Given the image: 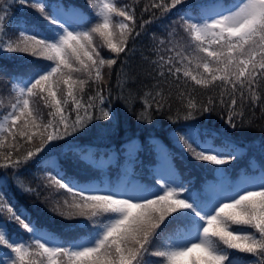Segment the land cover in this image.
I'll use <instances>...</instances> for the list:
<instances>
[{
    "label": "snow or ice",
    "instance_id": "6c2138e0",
    "mask_svg": "<svg viewBox=\"0 0 264 264\" xmlns=\"http://www.w3.org/2000/svg\"><path fill=\"white\" fill-rule=\"evenodd\" d=\"M182 2L160 0L152 7L168 11ZM18 3L37 10L47 24L18 28V38H11L5 26L10 5L0 0V37H6L0 39V51L35 57L27 78L12 82L7 105L0 101L7 109L0 112V149H8L0 151V168L12 169L45 148L55 150L53 142L73 136L93 120L113 118L105 106L103 69L115 65L121 53L126 55L128 39L139 35L135 9L113 0H88L94 16L89 27L76 22L80 13L75 5L52 0ZM114 16L123 20L114 23ZM97 36L102 43L96 42ZM102 48L115 57L106 58ZM156 52L158 59L152 63L157 75L175 84L183 98L185 120L194 119L197 112H211L218 99L235 129L234 114L243 120L238 107L264 103V0H233L226 8L197 18L182 14L178 28L159 40ZM193 84L208 93L216 91L217 97L209 95L207 104H198ZM91 85L94 95L85 91ZM170 96L162 90L154 95L146 92L137 119L151 123L153 106L161 111ZM176 138L197 161L223 166L237 157L234 145L217 148L201 141L192 126L175 132ZM137 151V142L130 140L127 154L132 157ZM81 160L90 167L101 166L88 152ZM162 161L150 186L129 187L132 182L127 179L80 184L62 175L63 168L45 177L46 187L70 194L62 204L57 201L53 211L87 221L83 227L89 235L84 242L58 243L34 227L7 198L6 185L0 181V215L6 214L7 221L30 234L27 239H12L7 221L0 220V248L10 250L0 255V264H240L241 258L229 250L254 257L244 264H264V172L255 182L209 185L200 193L179 179L168 153H162ZM212 170L220 176L226 171ZM18 183L23 191H34Z\"/></svg>",
    "mask_w": 264,
    "mask_h": 264
},
{
    "label": "trees",
    "instance_id": "16d2710c",
    "mask_svg": "<svg viewBox=\"0 0 264 264\" xmlns=\"http://www.w3.org/2000/svg\"><path fill=\"white\" fill-rule=\"evenodd\" d=\"M126 3L135 9V24L139 35H133L128 39L126 45V55L121 53L117 59V63L109 69L104 67V80L102 85L104 89L105 106L110 108L113 113V118L108 120H93L82 131L69 136L64 140L55 141V150L49 152L48 148L35 157L30 159L26 164H23L18 169L0 168V181L6 185L4 191L11 203L16 205L25 216L39 222L43 220L49 228L58 227L60 219L52 218L54 212L51 202L56 203L59 199L70 198V194L63 192L60 189L46 187V176L49 175V164L51 159L58 160L59 163L68 156V154L59 148L60 145H68L77 147L81 152H88L92 155L102 156L108 153L109 145L99 144L96 151H88L85 145H90V142L84 140L90 136L103 138L111 129L118 132L119 141L116 146L119 147L127 144L131 139L128 133L138 132H154L153 134H144L139 136L137 142L139 147V155L134 166L140 178H151L153 171L151 163L154 159H158V154L154 153L150 157L145 156L148 151H154L156 139L162 140L170 155L172 164H175L180 174L185 177L191 175L193 182L196 183V190L200 193H205L206 189L201 188L200 184L205 183L209 186V179H216L215 171H207L201 167L194 159L185 156L181 158L180 148H178L177 139H174V133L178 130L186 129L188 126L194 127L197 132L201 130L207 136L208 141L212 142L219 148H228L234 145V149L238 150L236 159L227 164L226 170L231 182L241 183L245 180L244 175L251 174L256 176L260 171H264V103L259 106H249L245 103L244 107H238L237 112H243V120L238 114H234V120L237 125L233 129L228 124L229 111L221 105L217 99L211 112H197L194 119L185 120L184 113L186 109L183 107V98L179 97V92L175 84L169 80L165 83L158 77L156 65L152 63L158 59L156 46L159 40L168 36V33L174 28H178L175 21L180 20V14L184 9L183 2L170 8L168 11H163L160 8H153V3H159L160 0H125ZM165 3H170V0H164ZM10 5L7 18L5 20L6 31L9 36L12 34L10 17L20 7L18 0H8ZM147 8V11L145 10ZM41 18H37L39 22ZM175 20V21H174ZM145 21H148L145 23ZM130 26L133 21H124ZM172 23V25H171ZM161 30V25H164ZM143 25V27H139ZM181 34L182 30H181ZM13 39L17 38L14 34ZM155 38V39H154ZM6 39V37H0ZM101 54L107 57H115L107 48L101 49ZM16 53H8L0 51V101L6 106L9 100V92L11 91L12 77L25 78L31 70L30 61H25L17 58ZM41 63H48L41 60ZM196 88L193 93L198 104H207L209 95L213 98L217 97V92L208 93L207 90ZM95 85L91 88L86 86V93L94 95ZM157 90H162L166 97L171 93L167 104L161 111H155V106L152 109L151 123L140 121L137 116L143 108V101L146 99L145 93L152 92L153 95ZM151 103V98L147 97ZM186 102V101H185ZM6 107L0 106V112H5ZM47 109H45V112ZM177 130V131H176ZM27 146V145H26ZM52 145H49L51 147ZM0 151H8L7 148ZM181 153L184 154V147L181 148ZM43 157V159H42ZM84 170H93L92 167L84 164ZM86 178V177H84ZM22 182L25 187H30L34 191L25 192L19 186ZM58 191L63 197L59 196ZM0 218L7 221V215H0ZM47 220V221H46ZM78 222V221H77ZM69 230L77 232L79 227H73ZM230 251V250H229ZM230 253L240 261L251 260L254 257L249 254L232 252ZM158 259V258H153Z\"/></svg>",
    "mask_w": 264,
    "mask_h": 264
},
{
    "label": "rangeland",
    "instance_id": "374dc122",
    "mask_svg": "<svg viewBox=\"0 0 264 264\" xmlns=\"http://www.w3.org/2000/svg\"><path fill=\"white\" fill-rule=\"evenodd\" d=\"M54 0H52V2H53ZM71 1H73L71 4H66L64 1H61V3L62 4H65V5H75V6H77V11H79V13L81 14V15H83L84 13H85V11H87V9L88 8H91V6H90V4L88 3V0H71ZM183 1H189V0H183ZM113 2L114 3H117L118 4V6H123V5H125V4H127L126 3V1L125 0H113ZM128 5V4H127ZM231 5V4H230ZM229 5V6H230ZM226 7H228V6H225V5H223V4H220V3H213L212 5H209V6H206V7H203V8H201V9H199V12H198V15H196V14H193V13H191V12H189V13H186V15H188V16H190V17H193V18H197V17H202V16H205V15H207V14H210V13H212V12H215V11H220V10H222L223 8H226ZM21 11H25V14L24 13H19L18 15H16L15 16V18L14 19H22L23 21L24 20H26L28 17H36V18H42L41 17V15H40V13L37 11V10H34V9H32V8H30V7H27V6H25V8H22V10ZM123 20V18L122 17H118V16H114L113 17V21H114V23L115 22H118V21H122ZM80 26H82V24H81V18L80 17H78L77 18V21H76ZM129 23H130V21H128ZM176 23V22H175ZM24 25V23H22V26ZM166 24H164V25H161L160 27H161V30H163V27L165 26ZM83 27V26H82ZM11 34H12V32L11 31H9ZM119 32H120V30H119V28H116L115 29V36H114V39H119ZM11 37H14L13 36V34L11 35ZM96 42L98 43V44H100V43H102V41H101V39L97 36L96 38ZM102 49H104V48H102ZM18 56H17V58H20V59H22V60H34L35 59V57H32L30 54H28V53H16ZM61 87H63V86H61ZM45 111V110H44ZM178 148H180V153H178V155L181 157V158H184L185 156H188L189 158H192V159H194L193 158V156L188 152V150L184 147V154L183 153H181V148H182V145H180V144H178ZM158 150H159V153H160V158H159V165H161L162 163H163V161H162V153H164L163 152V150L161 149V148H158ZM195 160V159H194ZM197 163H199L200 165H201V167H203V168H205L207 171H213L212 169H216L217 167H220V168H223V169H226V166H227V164L226 165H223V166H216V165H212V164H210V163H207V162H202V161H197V160H195ZM100 162V164H101V166H106L109 162H111V160H109V159H105V160H100L99 161ZM158 165V166H159ZM157 166V167H158ZM156 167V168H157ZM216 172V171H215ZM182 174V173H181ZM216 175H217V178H218V181H216V182H214V183H212V185H217V186H224V187H229V185H228V178H227V170L225 171V173H224V175L223 176H220V175H218V173L216 172ZM103 177H105V175H102ZM130 176H135L134 174H128L127 176H126V179L127 180H129V181H131L132 183H130L129 184V187H132V186H134V185H140V186H146V184L145 183H143V182H141L140 180H134L132 177H130ZM252 176H249V175H247V177H246V179L245 180H247V181H258L259 180V178H251ZM179 179L182 181V182H184V183H186V184H188L190 187H191V189L192 190H194V191H196V183H194L193 182V177L191 176V175H186L185 177H180L179 176ZM125 180V179H124ZM244 180V181H245ZM102 182H104L103 180H101ZM122 181V180H121ZM120 182V181H119ZM156 187H158V185L156 186ZM200 187L201 188H206L207 187V184H205V183H201L200 184ZM53 189H60V188H56V187H54ZM60 190H62L63 192H65V193H67L64 189H60ZM56 193L59 195V196H61V197H63L58 191H56ZM67 194H69V193H67ZM64 197H63V199H59L58 201L62 204L63 203V201H64ZM50 203H51V206H52V209H53V207L55 206V204L56 203H53V202H51V200L50 199H47ZM52 214H53V216H52V218H54V219H60L61 220V222H67V221H70V222H77V221H86V220H84V218L83 217H79V216H73V217H71V218H68V217H66V216H61L59 213L58 214H55V213H53L52 212ZM41 231V230H40ZM41 232H43V233H46L49 237H51L52 239H54L56 242H58V243H61L60 242V240L55 236V235H51V234H49V233H47V232H45V231H41ZM54 234H56V233H54ZM30 235V234H29ZM57 236H59L61 239H62V242L64 243L65 241H66V237H64V236H62V235H59V234H56ZM88 235H89V232H85V233H82V235L81 236H78L77 237V241H74V242H84V241H86L87 240V238H88ZM230 251H232V252H236L235 250H230ZM252 260V259H251ZM240 264H244V262H240Z\"/></svg>",
    "mask_w": 264,
    "mask_h": 264
}]
</instances>
